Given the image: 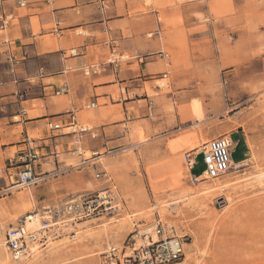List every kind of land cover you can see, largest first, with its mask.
I'll return each instance as SVG.
<instances>
[{"label":"crops","instance_id":"crops-1","mask_svg":"<svg viewBox=\"0 0 264 264\" xmlns=\"http://www.w3.org/2000/svg\"><path fill=\"white\" fill-rule=\"evenodd\" d=\"M217 4L222 0H0V20L12 17L0 30V195L18 182L27 150L38 155L39 181L31 188L44 203L65 194L55 185L71 175L70 160L91 169L120 149H151L135 130L150 139L173 129L177 105L191 102L194 89L214 82L215 65L200 63L199 55H213L204 41L214 43L216 29L224 26L212 11ZM200 14L208 17L210 32L199 31ZM110 57L123 60L116 68L105 65L85 75ZM164 78L170 92L161 94L156 79ZM180 114L192 117L190 109ZM72 115L91 132L48 128L49 122L65 125ZM239 132L229 139L241 148ZM242 153L239 163L245 162Z\"/></svg>","mask_w":264,"mask_h":264},{"label":"rangeland","instance_id":"rangeland-1","mask_svg":"<svg viewBox=\"0 0 264 264\" xmlns=\"http://www.w3.org/2000/svg\"><path fill=\"white\" fill-rule=\"evenodd\" d=\"M212 11L224 26L216 29L215 44L204 41L212 46L213 55H199L200 63L215 65L210 87L194 89L195 99L177 105L179 120L173 129L150 139L144 138L141 128L135 130L139 142L151 143V149H120L91 169L70 160L71 175L55 185L64 195L42 203L43 199L35 198V188L1 194L0 264H101L107 249H121L137 233V246L144 235L155 239L159 222L160 238L184 242V255L175 264H264V0H222ZM198 18L199 31L210 32L208 17L200 14ZM217 41L226 47L218 46ZM156 81L161 94L170 92L168 80H160L165 88ZM149 94L153 99L158 96ZM194 102L202 105V122L183 119L180 114L183 109L189 111ZM168 109L174 116L173 104ZM234 131H240L244 144L240 148L232 143L231 170L219 179L193 185L186 154L199 151L211 138H229ZM84 140L88 144L92 139ZM243 150L245 162L239 163ZM91 157L87 150L85 158ZM98 170H105L111 183L97 180ZM204 170L199 156L193 173L200 175ZM111 186L119 196L115 211L61 225L46 249L22 263L12 259L5 241L9 228L33 215L38 219L32 221L41 223L47 209L91 198Z\"/></svg>","mask_w":264,"mask_h":264},{"label":"built area","instance_id":"built-area-1","mask_svg":"<svg viewBox=\"0 0 264 264\" xmlns=\"http://www.w3.org/2000/svg\"><path fill=\"white\" fill-rule=\"evenodd\" d=\"M12 17H4L0 20V30H5ZM127 59V57H124ZM123 58L110 57L102 65H94L85 71V75L99 72L101 66L110 65L116 68ZM150 106L153 103L150 101ZM91 107H95L94 104ZM23 114L25 113L22 111ZM71 114V113H70ZM16 119V117H14ZM50 130H61L68 128L70 134H88L91 128L79 126L75 122L74 115L65 125L48 123ZM93 136V135H91ZM22 163L25 170L18 175V182L13 184L11 189H29L38 184V177L34 173L35 162L38 155L32 151H26L23 155ZM201 156L205 165V170L200 175H191L190 181L193 185L219 179L227 174L233 164L232 142L226 138H211L199 151H192L186 154V164L188 170L194 171L198 157ZM97 180H105L111 183V179L105 170H98L95 173ZM118 194L114 186L98 192L88 199L71 200L63 207H54L47 209L45 217H41V225L38 229H28L25 224H19L9 228L5 235V241L12 259L20 263L23 258L35 254L37 251L46 249L48 243L55 236V229L63 225L81 223L94 218H101L117 208ZM161 223L156 227L157 240L151 235H144L141 245L137 246L139 233L133 235L122 248L111 246L101 256V264H175L181 260L184 255V242L180 238H160ZM35 250V252H34Z\"/></svg>","mask_w":264,"mask_h":264},{"label":"bare ground","instance_id":"bare-ground-1","mask_svg":"<svg viewBox=\"0 0 264 264\" xmlns=\"http://www.w3.org/2000/svg\"><path fill=\"white\" fill-rule=\"evenodd\" d=\"M190 114H191V116H192V119H194L195 121H197V122H202L203 120H204V117H205V115H204V110H203V108H202V105H201V103H199V102H194L193 104H192V106L190 107ZM226 140H229L230 141V139L229 138H226ZM206 142H204V144H205ZM203 144V143H202ZM202 146V145H201ZM31 217V216H30ZM38 219V215H33L31 218H29V221H26V222H24L23 224H25L26 225V227L28 228V229H38L39 227H40V225H41V223H35V221L33 222L32 221V219L34 220V219ZM39 222V221H38ZM158 239V237L157 236H155V239L154 240H157ZM34 252H35V250H34ZM33 254H31V255H29V256H27V257H25V258H23L22 259V261L20 262V263H22L24 260H26V259H28L30 256H32Z\"/></svg>","mask_w":264,"mask_h":264}]
</instances>
